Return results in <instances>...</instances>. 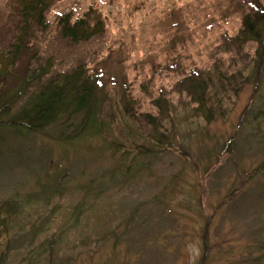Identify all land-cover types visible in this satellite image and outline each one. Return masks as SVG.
Returning <instances> with one entry per match:
<instances>
[{"label": "rangeland", "instance_id": "rangeland-1", "mask_svg": "<svg viewBox=\"0 0 264 264\" xmlns=\"http://www.w3.org/2000/svg\"><path fill=\"white\" fill-rule=\"evenodd\" d=\"M247 7L53 0L24 36L7 91L48 58L47 78L80 68L96 83L97 126L70 143L58 141V126L0 131V206L10 209L0 264H264V89L252 105L253 85L241 83L208 121L181 82L209 71L218 89L219 71L248 72L256 45L233 41ZM90 8L102 33L78 45L63 38L60 17ZM21 22L15 0H0V51ZM144 115L161 117L155 139Z\"/></svg>", "mask_w": 264, "mask_h": 264}, {"label": "trees", "instance_id": "trees-1", "mask_svg": "<svg viewBox=\"0 0 264 264\" xmlns=\"http://www.w3.org/2000/svg\"><path fill=\"white\" fill-rule=\"evenodd\" d=\"M245 2L248 9L241 15V26L234 35L233 41L242 45L247 42L256 45L254 57L247 66L248 72L244 73L245 75L238 73L237 83V78H234L236 76L231 75L230 78L227 75L224 76L221 71H217L216 81L220 86L218 89L209 71L189 75L181 80L182 84L188 88L189 96L195 105L194 110L208 121L214 117L215 108L216 112L218 108L219 110L222 108L220 98L222 96L236 97L240 93L241 83L253 85V94L250 99L252 105L258 102L264 89V5L260 0H245ZM52 3L53 0H15L22 22L14 42L5 51H0V131L6 130L13 134H18L21 130L37 133L46 128L58 126L61 128L56 136L58 141L70 143L80 136L89 135L97 126L98 101L93 97L96 83L92 82L91 77L84 74L82 69H74L58 79L52 76L47 78L46 76L50 74L54 66L53 59L48 58L43 66L26 72L17 87L12 88L11 93L7 91L12 69L18 61L19 52L23 49L24 36L32 25L43 24L45 13ZM70 19V15L60 17L59 31L63 38L73 44L88 42L103 31L102 16L92 8L82 18L73 22ZM230 79H233L236 84L231 86ZM219 89H225L224 93L221 94ZM25 97L28 99L12 113L18 100L23 102ZM162 101L165 100L157 98L156 104L160 106ZM159 109V116L166 118L167 109L163 107ZM251 109L248 105L243 116ZM126 112L127 117L132 119L134 115L127 110ZM143 117L153 126L154 133H151L149 138L155 139L154 134L161 128V117L152 115ZM260 117L254 118L257 120ZM77 118L79 121L75 123L74 120ZM9 221L10 209L0 206V228L4 226V237L3 241H0V246L8 240L9 235L6 231Z\"/></svg>", "mask_w": 264, "mask_h": 264}]
</instances>
